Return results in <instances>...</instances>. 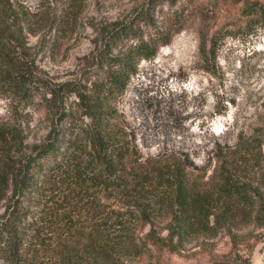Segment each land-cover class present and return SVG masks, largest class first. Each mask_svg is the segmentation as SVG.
Returning <instances> with one entry per match:
<instances>
[{
	"label": "rangeland",
	"instance_id": "1",
	"mask_svg": "<svg viewBox=\"0 0 264 264\" xmlns=\"http://www.w3.org/2000/svg\"><path fill=\"white\" fill-rule=\"evenodd\" d=\"M14 1L27 18L26 52L37 73L74 86L55 99L35 96L24 109L0 93V123L19 124L20 154L49 138L65 148L14 229L0 232V264H264V221L244 216L221 181L225 166L264 196V26L242 15V0ZM148 5L158 31L180 28L153 59L103 38L116 22L146 37L135 16ZM202 41L207 50L215 44V58H202ZM106 51L130 71L124 90L102 101L96 125L123 156L124 179L112 188L90 176L83 130L92 121L76 94L91 91ZM171 165L186 177L185 208L202 216L170 242L156 172Z\"/></svg>",
	"mask_w": 264,
	"mask_h": 264
},
{
	"label": "trees",
	"instance_id": "2",
	"mask_svg": "<svg viewBox=\"0 0 264 264\" xmlns=\"http://www.w3.org/2000/svg\"><path fill=\"white\" fill-rule=\"evenodd\" d=\"M242 2V15L248 18L249 22L264 26V4L251 0ZM14 3V0H0V93L12 95L24 109L31 104L33 97L50 94L55 99L60 92L73 91L74 84L65 82L52 85L37 73L26 52L24 25L27 18L17 11ZM148 7L150 6L138 11L135 16L139 17L136 21L142 20L148 28L146 37L141 35L140 30L135 31L131 24L116 22L106 28L103 38L124 54L145 60L153 59L158 48L167 45L173 33L180 28L158 31L151 24ZM200 54L204 59L215 58V44L212 43L207 50L202 41ZM102 67L104 68L100 70V74L94 76L91 91L76 94L79 103L87 112L84 115L92 121L88 129L83 130L88 136L83 155L91 171L90 176L99 185L112 188L116 186V182H122L124 179L123 171L119 169L117 162L123 156L117 155L119 148L108 142L96 125L103 119L102 101L124 90L126 80L122 75L130 71L124 60L112 56L110 51H106ZM22 141L19 124L0 123V203L6 202L0 218V232L4 233L14 229L19 217L26 213L24 202L32 194L38 193L48 177L60 169L65 156L62 140L49 138L34 152L20 154ZM156 177L160 181V205L168 219V235L164 240L171 242L174 238H181L190 228L196 226L195 224H199L197 218L202 215L192 213L184 206L189 189L179 165L158 170ZM221 181L229 196L235 201L237 199L238 210L244 216L253 217L258 223L264 221V196L257 189L240 180L234 171L225 166L221 170ZM233 214L236 216V208ZM142 215L146 221L149 220L150 214L143 211ZM210 215L205 217V221H209ZM212 217L215 219L217 214H212ZM149 224L152 237L156 238L155 228L151 222Z\"/></svg>",
	"mask_w": 264,
	"mask_h": 264
}]
</instances>
